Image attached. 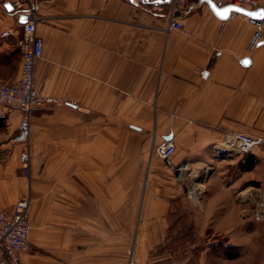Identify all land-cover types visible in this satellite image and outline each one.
Returning a JSON list of instances; mask_svg holds the SVG:
<instances>
[{"label":"crops","instance_id":"obj_1","mask_svg":"<svg viewBox=\"0 0 264 264\" xmlns=\"http://www.w3.org/2000/svg\"><path fill=\"white\" fill-rule=\"evenodd\" d=\"M168 10L167 0H39L35 85L59 102L31 115L22 264L262 262L264 221L249 212L264 193V148L230 160L215 145L228 131L264 135V43L248 51L245 14L221 18L208 0L175 9L181 29ZM19 16L0 8V82L20 73ZM0 116V209L11 210L29 195L12 147L20 109ZM164 140L176 144L169 162L155 152ZM196 181L205 193L193 201ZM185 227L196 242L169 247Z\"/></svg>","mask_w":264,"mask_h":264},{"label":"built area","instance_id":"obj_2","mask_svg":"<svg viewBox=\"0 0 264 264\" xmlns=\"http://www.w3.org/2000/svg\"><path fill=\"white\" fill-rule=\"evenodd\" d=\"M194 0H170L169 1V28L181 29L182 22L174 16L177 7H188ZM219 7L225 5H236L246 9L255 10L259 8V0H212ZM11 2L14 11L24 14L26 22H19L22 27V36L18 39V47L21 52L20 73L18 78L12 82H0V111L4 106H15L20 109L19 128L13 141L20 146L19 159L21 169L25 175H31V151L29 147L30 121L32 112L35 109H42L51 104L59 102V99L42 95L38 92L34 70L36 62L43 55L44 41L37 34V23L41 19L38 14L39 0H0V8L7 10L6 4ZM156 10L164 11L161 5ZM255 30L250 42L248 51L255 50L261 43H264V15L252 17L245 15ZM13 29H7L1 36L5 37L12 33ZM204 74V72H202ZM257 147L264 148V135H254L243 131H228L224 134L220 144L215 145L216 156L236 160L241 156L253 152ZM176 150L173 140H164L155 145V152L158 157L166 162ZM179 179H183V166L171 167ZM183 174V175H182ZM205 193L203 185L193 182L187 191V196L193 201H198ZM250 196L246 192L244 197ZM253 206L249 217L255 221H264V193L253 197ZM31 196L21 197L13 209H0V264H22V254L30 249V217L29 210ZM264 264V257L261 263Z\"/></svg>","mask_w":264,"mask_h":264},{"label":"water","instance_id":"obj_3","mask_svg":"<svg viewBox=\"0 0 264 264\" xmlns=\"http://www.w3.org/2000/svg\"><path fill=\"white\" fill-rule=\"evenodd\" d=\"M167 1H170V0H167ZM208 1L210 3L211 7L213 8V10L215 11V13H217L221 18L229 17L232 11L243 13L247 16H252V17H260V16L264 15L262 10H260V9L250 10V9H246V8L236 6V5H232V4L224 6V7H219L216 5V3H214V1H212V0H208ZM6 7H7V10H9V11L14 10V7H13L11 2H8L6 4ZM19 20H20V22L23 23V22H26L27 18L24 14H20ZM246 61H249V58H246L245 62ZM170 138L171 137H167V139H170Z\"/></svg>","mask_w":264,"mask_h":264},{"label":"rangeland","instance_id":"obj_4","mask_svg":"<svg viewBox=\"0 0 264 264\" xmlns=\"http://www.w3.org/2000/svg\"><path fill=\"white\" fill-rule=\"evenodd\" d=\"M18 128H19V125H18ZM18 128L17 130L15 131V133L13 134V136L11 135L12 137V141H13V138L15 136V134L17 133L18 131ZM17 144L13 141L12 143V147L16 146ZM21 165V164H20ZM20 170H21V175L24 177V180L26 181L27 183V186H28V192L26 194H29V196L31 195V187H32V167H31V175L28 176V175H25L20 167ZM18 201V200H17ZM29 215H31V212L29 210ZM198 234L196 233V235L193 233L192 229L191 228H188L187 229L185 228L184 231L181 233V237L180 239H175L172 243H168V246L170 247V245L174 248L178 247L180 249H185L187 247H190L191 245H188V242H193V240L195 241L197 238H198ZM202 239V238H201ZM206 239H202V241L204 242ZM30 249H31V245H30ZM197 250L199 248H196ZM194 252V251H193ZM195 254V252H194Z\"/></svg>","mask_w":264,"mask_h":264},{"label":"trees","instance_id":"obj_5","mask_svg":"<svg viewBox=\"0 0 264 264\" xmlns=\"http://www.w3.org/2000/svg\"><path fill=\"white\" fill-rule=\"evenodd\" d=\"M3 123H5V118L3 117V116H0V128L3 126ZM186 229H187V227H185ZM184 231V229H180V233L179 234H176V235H174V238L171 240V241H169L170 243H172L175 239H180V237H181V233ZM197 240V239H196ZM196 240L194 241L193 240V242H188V245H191V244H194L195 242H196ZM168 245V244H167ZM224 248H226V249H224V253L228 256V257H230V258H233V257H235V256H237V253L236 252H229V250L227 249L228 247H224Z\"/></svg>","mask_w":264,"mask_h":264}]
</instances>
